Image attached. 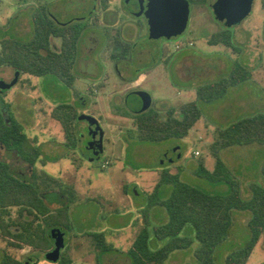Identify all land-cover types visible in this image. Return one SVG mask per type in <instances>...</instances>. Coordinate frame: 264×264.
<instances>
[{
    "label": "rangeland",
    "instance_id": "1",
    "mask_svg": "<svg viewBox=\"0 0 264 264\" xmlns=\"http://www.w3.org/2000/svg\"><path fill=\"white\" fill-rule=\"evenodd\" d=\"M263 1L255 0L249 17L232 28L214 20L209 4L191 5L189 24L183 35L171 40H155L148 36L146 20H134L126 11L125 0H110L108 10L112 13H103L99 0H0V38L32 39L33 32L16 35L6 22L8 19L12 24L22 23L39 6H46L48 16L56 23L84 19L89 26L79 41L73 70L79 98L52 75L30 77L31 84L36 87L32 93L21 88L20 83L9 90H0V99L13 106L29 143L35 139L40 148V157L35 164L37 172L60 178L76 190L78 199L70 206L68 224L58 227L64 233L65 247L61 251L64 259L74 264H86L85 258L95 249L88 234L101 235L116 249L125 250L124 240L129 237L130 230L147 225L145 219L151 212L150 231L154 226L166 223L164 208L156 207L151 211L148 207L161 171L177 175L181 182L209 194H229V185L211 183L199 177L197 170L202 161L207 167L214 166L210 147L221 130L247 115L264 114ZM96 16H100V26L93 25ZM104 27L110 28V36L105 34ZM220 31H227L232 36L234 49L208 42ZM116 34L121 41L132 44L128 61L116 62L110 58V54L118 50L111 43ZM56 46L60 47V42L54 40L51 49L58 51ZM238 65L253 71L254 79L230 88L221 99L197 101L199 87L228 78ZM14 76L15 71L11 68L0 67V82H11ZM138 93L151 100L148 113H158L161 120L167 119L171 108L179 118L181 107L192 101L198 102L202 118L185 138L161 143L140 142L129 135L134 128L133 114L143 106ZM60 104H71L79 112L75 137L70 142L62 126L51 116ZM88 114L99 120L103 130L105 147L99 158H88L86 146L90 126L80 119ZM255 150L253 146H233L224 153V159L232 169L240 163L238 174L247 175L250 171L248 176L257 184L262 152ZM105 162L109 165L103 168ZM20 165L15 159V172L29 177V169ZM234 175L241 182L243 199L251 198L252 191L246 180L236 172ZM172 190V185L160 186L154 200L169 197ZM250 218L248 211H232L228 238L214 253L217 264H224L229 254L249 242ZM192 230L189 226L183 235L192 236ZM166 243V239H151L153 248ZM199 245L195 241L189 249L174 251L166 264H197L195 251ZM2 246L5 250L4 243ZM11 252L23 261L30 258L31 264H56L47 261L43 253ZM97 256L101 263L103 258L99 251ZM1 259L3 253H0ZM248 264H264V236Z\"/></svg>",
    "mask_w": 264,
    "mask_h": 264
},
{
    "label": "trees",
    "instance_id": "2",
    "mask_svg": "<svg viewBox=\"0 0 264 264\" xmlns=\"http://www.w3.org/2000/svg\"><path fill=\"white\" fill-rule=\"evenodd\" d=\"M191 5L205 6L209 0H188ZM103 10L110 0H99ZM264 6V1H263ZM46 6H39L33 15V37L28 41L6 40L1 43L0 67H8L19 73L21 88L28 93L36 90L30 77L52 75L73 91L75 98L80 91L75 88L74 66L78 55L79 41L89 27L83 20H73L65 25L56 23L48 16ZM214 17V15H213ZM215 20V18H214ZM216 21V20H215ZM101 19L96 16L93 25L100 26ZM109 27H104L110 36ZM52 39L60 40V49H51ZM117 51L110 54L113 61L123 60L129 53L130 44L114 35ZM211 45H223L234 49L232 36L227 31L213 34L208 41ZM254 72L243 66H236L231 75L218 82L204 85L196 90L197 101L211 102L221 99L230 88L254 79ZM197 101L185 103L180 117L171 108L167 119L161 120L158 113L149 110L133 114V130L129 135L140 142L161 143L173 138L182 139L201 119L202 113ZM53 119L62 126L67 141L75 137L78 109L71 104H60L51 113ZM25 128L11 111V104L0 99V145L9 152H17L23 161L34 167L31 180L26 181L15 175L11 165L0 161V242L5 244L0 264H27L11 251L27 250L31 253L46 254L54 249V241L49 232L67 226L68 211L78 197L76 190L60 178L47 173H38L35 164L39 160V148L28 150ZM257 143L264 146V114L240 119L218 133L210 152L215 159L213 171L205 162L199 164L197 175L211 183H225L230 186L227 195H213L180 181L177 175L161 171V177L153 194L149 197V209L162 206L166 209L169 221L166 224L148 229V218L129 248L130 264H166L169 256L176 250L189 249L195 241L199 247L195 251L197 264H217L214 253L227 238L232 226V211H248L251 218L248 227L251 232L249 242L229 254L224 264H248L256 247L264 236V187L251 186L252 196L243 199L241 183L221 158V152L233 146H246ZM264 175V166L262 168ZM172 185L173 190L166 199L154 200L158 188ZM57 192L65 198L60 207L54 208L47 198H57ZM192 227V236H184V231ZM63 232V231H62ZM152 235L167 243L158 249L151 247ZM94 248L100 253L118 250L98 234H88ZM56 264H73L61 255Z\"/></svg>",
    "mask_w": 264,
    "mask_h": 264
},
{
    "label": "water",
    "instance_id": "3",
    "mask_svg": "<svg viewBox=\"0 0 264 264\" xmlns=\"http://www.w3.org/2000/svg\"><path fill=\"white\" fill-rule=\"evenodd\" d=\"M255 0H217L212 6L215 20L223 23L226 28H232L242 23L252 13ZM191 4L188 0H148L144 13L148 24L149 37L155 40H171L180 37L187 30L190 20ZM65 25V23H61ZM19 73L16 72L11 82H0V90H9L18 84ZM143 106L135 111L143 113L150 108L151 100L142 93ZM80 119L86 120L89 126H95L96 131L103 138V130L99 120L92 115H82ZM100 153H103V142L100 140ZM54 241V249L46 253L47 261L57 263L61 257V251L65 247L64 233L61 229L49 232Z\"/></svg>",
    "mask_w": 264,
    "mask_h": 264
},
{
    "label": "crops",
    "instance_id": "4",
    "mask_svg": "<svg viewBox=\"0 0 264 264\" xmlns=\"http://www.w3.org/2000/svg\"><path fill=\"white\" fill-rule=\"evenodd\" d=\"M33 14H34V12H33ZM33 14H32V16L29 18V19H25V20H23L22 21V23L21 22H14L13 24L10 22V20H8L7 19V25L9 24L10 25V27H11V29L13 30V32L16 34V35H21V34H24L23 32H33ZM100 17V16H99ZM6 31V30H5ZM6 40H11V39H7V38H0V50H1V43L3 42V41H6ZM58 41V42H60V40L59 39H52V43H53V41ZM56 48H59L60 49V47L59 46H56ZM56 50H58V49H56ZM4 80V79H3ZM11 111H12V113H13V115L15 116V118L19 121V122H21L17 117H16V115H15V113H14V111H13V106H11ZM247 117H251V116H249V115H247L246 117H242L241 119H243V118H247ZM202 118V117H201ZM240 120V119H239ZM200 121V120H199ZM198 121V122H199ZM238 121V120H237ZM58 122V121H57ZM59 123V122H58ZM60 124V123H59ZM23 125V124H22ZM65 139V138H64ZM25 146H26V148L28 149V150H31V149H33V148H39L38 147V145H36V142H35V139H33L32 140V144H30L29 143V141L27 140V142H26V144H25ZM247 146H253V147H255V151H261L262 152V156H261V159H260V162H258V167H257V174H258V177H257V184H259V185H261L262 184V186L264 187V175H263V173H262V168H263V166H264V146H262V145H259V144H256V143H254V144H251V145H247ZM230 148H232V147H230ZM230 148H228L229 150H230ZM228 149H225V150H223L222 152H221V158H222V160L224 161V163L227 165V167L232 171V173H234L235 174V172L237 173V175L238 176H242V177H240L242 180H246V185L248 186H250V188H251V186L253 185V184H255V183H252V182H255V181H253V179H251V177L250 176H248V174L250 175L251 173H250V171L248 172V174L247 175H239L238 174V172H237V168H238V165L240 164H238L237 166H235L234 167V169H232V168H230L229 166H228V163L225 161V159H224V153H226V151H228ZM39 150H40V148H39ZM0 155L2 156V158L0 159V161H4V162H7V163H9L10 165H11V168H12V171L14 172V174L15 175H17V176H19L20 178H22V179H24V180H26V181H29V180H31V178H32V175H33V171H34V167H32L31 165H29L28 163H26L25 161H23L22 159H21V157L18 155V153L17 152H9V151H7L2 145H0ZM18 160L19 162H20V166H22V167H26L27 169H29V177H26L24 174H22V173H17V172H15V170H14V160ZM242 164V163H241ZM243 166H244V164H242ZM214 166H215V164H214ZM214 166H212V167H207L206 166V168L209 170V171H213V169H214ZM250 165H247V167H249ZM36 169V168H35ZM235 172H234V171ZM240 170H242V168L240 169ZM243 174V173H242ZM160 177H161V173L159 174V179H158V182H159V180H160ZM157 182V183H158ZM241 183V182H240ZM167 197H165V198H163V199H166ZM47 202L48 203H51L52 204V206L54 207V208H57V207H60V205L61 204H63L64 202H65V198L62 196V195H60L59 194V192H57V198L56 199H54V197H52V198H47ZM156 207H160V208H163L162 206H159V205H157V206H154V207H152V208H150L151 209V211L153 210V211H155L156 209ZM165 209V208H164ZM165 211H166V209H165ZM163 213V212H162ZM166 213H167V211H166ZM156 216H157V213L155 212L154 213V218H156ZM151 218H152V212H151V214L149 215V217H148V220L150 221L151 220ZM166 223L169 221V216H168V213H167V218H166ZM147 220L145 219V223H147L146 222ZM149 221H148V223H149ZM166 223H164V224H166ZM163 225V224H162ZM158 226H160V225H158ZM154 227H156V226H154ZM153 227V228H154ZM143 227L142 226H135L134 228H132L131 230H130V232L128 233L129 234V237H127V238H125V240H124V242H125V247H123V248H125V250H121V249H117L118 251L117 252H112V253H106V254H103V253H100L101 255H102V258H103V260L101 261V263H100V261H99V259H98V256H97V253H98V251L96 250V249H94V250H91L90 251V253L88 254V256L85 258V262H86V264H130V259H129V257H128V251H129V248H130V246L132 245V243L134 242V240H135V238H136V236H137V234L139 233V231L142 229ZM188 229V228H187ZM186 231V230H185ZM122 233V232H121ZM122 235H124V234H122ZM110 237H112V238H115V235L114 234H110ZM152 237L154 238V236L152 235ZM152 237H151V239H152ZM111 244H113V243H111ZM116 247V246H115ZM160 247H162V246H157L156 248H153V249H158V248H160ZM120 250V251H119ZM25 251H27V250H23V252H25ZM28 253H31V252H29V251H27ZM0 253L2 254L3 253V255H4V250H3V246H2V243L0 242ZM31 254H33V253H31ZM27 258H29V256L27 257ZM94 259V260H93ZM1 261H2V259H1ZM0 261V262H1ZM23 261V260H22ZM95 261V262H94ZM27 264H31L30 262H31V260H30V258L29 259H26V261H25ZM94 262V263H93ZM74 264V263H73Z\"/></svg>",
    "mask_w": 264,
    "mask_h": 264
},
{
    "label": "flooded vegetation",
    "instance_id": "5",
    "mask_svg": "<svg viewBox=\"0 0 264 264\" xmlns=\"http://www.w3.org/2000/svg\"><path fill=\"white\" fill-rule=\"evenodd\" d=\"M217 0H214L211 3V0H209V2L207 4H209V8L212 10V6L216 3ZM148 4V0H125V9L126 11L130 14V16L134 19V20H139V19H145V11H146V7ZM103 13H110L111 11L107 9L103 10ZM112 13V12H111ZM213 13V10H212ZM215 18V17H214ZM218 22V21H216ZM220 23V22H218ZM61 24V23H59ZM66 24V23H65ZM222 26H224L223 23H220ZM62 25V24H61ZM146 25H147V33L149 36V32H148V24H147V20H146ZM162 40V39H160ZM130 44V50L129 53L127 54V56H125V59H123V61H128L129 59V54L131 53V43ZM119 61V60H118ZM117 62V61H116ZM89 115V114H88ZM93 116V115H92ZM95 126H91L90 127V139L88 142V145L86 146V150L88 152V158L93 159V158H99L103 153H100L99 151V147L101 146L100 144V140L102 139L103 142V152H104V147H105V140H104V134H103V138H101L100 133L96 131Z\"/></svg>",
    "mask_w": 264,
    "mask_h": 264
},
{
    "label": "built area",
    "instance_id": "6",
    "mask_svg": "<svg viewBox=\"0 0 264 264\" xmlns=\"http://www.w3.org/2000/svg\"><path fill=\"white\" fill-rule=\"evenodd\" d=\"M196 155H199V153L197 152ZM108 165H109V163L108 162H105L104 165H103V168H106Z\"/></svg>",
    "mask_w": 264,
    "mask_h": 264
}]
</instances>
